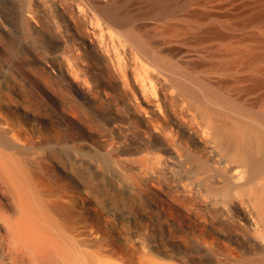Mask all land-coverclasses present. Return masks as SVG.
Returning <instances> with one entry per match:
<instances>
[{
    "label": "rangeland",
    "instance_id": "rangeland-1",
    "mask_svg": "<svg viewBox=\"0 0 264 264\" xmlns=\"http://www.w3.org/2000/svg\"><path fill=\"white\" fill-rule=\"evenodd\" d=\"M27 1L0 0V134L23 153L40 154V164L33 169L36 172L38 167L40 175L36 173L45 183L44 198L63 205L61 217L77 227L92 248L107 252L105 259L113 264H264V255L253 254L245 240L235 242L229 238L238 227L241 233L247 231L244 220L232 229L199 208L188 209L177 200L168 181L164 187L148 183L129 165L125 166L123 160H136L132 163L141 160L143 143L156 146L162 156L167 153L163 139L142 134L145 129L140 128L131 137L118 138L121 134L109 126L115 116L120 120L132 107L143 106L133 81L129 82L128 90L123 89L110 66L89 50L94 63L87 85L94 93L98 92L97 105L102 104L98 113L77 98L64 82L58 72L63 65L57 54L59 36L67 34L70 39L75 36L69 23V18L75 16L72 5L78 3L87 8V1L74 0L76 3L71 5L73 0L38 1L53 12L52 29L38 12L37 2ZM114 3L116 14L144 24L149 37L158 43V51L174 61L199 64L207 69L237 59L240 69L210 77L231 81L237 88L253 85V78L264 79V0H115ZM256 16L262 17L252 21ZM178 49L186 52L178 54L174 51ZM46 57L53 60L50 63L53 69L42 63ZM144 62L140 64L147 67ZM147 68L153 69L149 64ZM132 91V95H138L135 99L139 98L138 101L133 100ZM130 102L132 106L126 105ZM116 108L121 110V116ZM57 122L61 128L58 132L54 128ZM56 142L65 145L61 150L64 154L53 148ZM109 143L113 154L105 148ZM115 147L119 148L118 155ZM74 150L81 163L72 169L68 159ZM88 162L92 168L87 166ZM127 185L133 189L130 191Z\"/></svg>",
    "mask_w": 264,
    "mask_h": 264
},
{
    "label": "bare ground",
    "instance_id": "bare-ground-1",
    "mask_svg": "<svg viewBox=\"0 0 264 264\" xmlns=\"http://www.w3.org/2000/svg\"><path fill=\"white\" fill-rule=\"evenodd\" d=\"M35 1L47 27L54 28L53 12L39 4L42 0ZM86 1L87 8L74 0L69 3H76L72 5L75 16L69 18L75 36H59L57 54L63 65H59L62 67L58 72L64 82L98 113L102 104L97 105V91L94 93L88 86L94 63L89 50L110 66L123 89L133 81L143 106L135 103L139 98L135 100L138 95H132V91L135 101H131L137 106L121 113L120 120L115 116L109 126L121 134L118 138L145 129L142 134L163 139L167 153L162 156L156 146L143 143L141 160H123L125 166L129 165L148 183L164 187L168 181L171 186H167L188 209L199 208L232 229L244 220L247 231L233 229L230 240H245L253 254L264 255V79L253 78L255 83L243 88L234 87L225 79L214 80L212 74L229 75L240 69L239 61L207 69L199 64L176 62L158 51V43L149 37L144 24L115 13V0ZM139 59L153 69L144 67ZM51 62V57L42 60L48 68H52ZM125 94L123 97L128 95ZM132 102L126 105L132 106ZM115 110L120 115L121 110ZM54 128L58 132L60 123ZM112 144L105 146L110 154L114 152ZM63 147L58 142L53 146L58 151ZM115 149L118 155L119 148ZM77 154L74 150L67 158L72 169L81 163ZM41 159L38 153H23L0 134V264H113L105 259L107 252L92 248L77 227L61 217L63 205L44 198L45 183L37 175L38 167L37 173L33 169ZM91 165L87 163L92 168ZM127 188L131 191L133 186Z\"/></svg>",
    "mask_w": 264,
    "mask_h": 264
}]
</instances>
